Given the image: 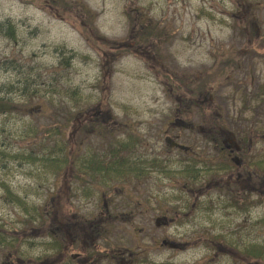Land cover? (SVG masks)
<instances>
[{
    "label": "rangeland",
    "instance_id": "obj_1",
    "mask_svg": "<svg viewBox=\"0 0 264 264\" xmlns=\"http://www.w3.org/2000/svg\"><path fill=\"white\" fill-rule=\"evenodd\" d=\"M0 24V264H264V182H235L264 172V0H0Z\"/></svg>",
    "mask_w": 264,
    "mask_h": 264
},
{
    "label": "flooded vegetation",
    "instance_id": "obj_2",
    "mask_svg": "<svg viewBox=\"0 0 264 264\" xmlns=\"http://www.w3.org/2000/svg\"><path fill=\"white\" fill-rule=\"evenodd\" d=\"M174 73L176 74L175 71H174ZM171 76L173 78L174 77V74H172ZM174 87L175 86H173L171 88V93H173L175 91V88ZM201 91H202V88H200V90L198 91L199 97H201V95H202V92ZM191 102L192 101H190V103ZM195 102L196 103H202V98L199 99V100H196ZM180 104H181V101H180ZM185 107L186 106L182 107L180 110H177V112L175 113V115L173 117V120L172 121L169 120V123L171 125H174V128H187V129H192L193 130V128H194L193 122L191 121L190 115L188 114V111H186V108ZM168 130H171V128H168ZM199 132H200L201 137H202V127L201 126L199 127ZM221 134H223V133L221 132L220 135ZM171 137H173V136H171ZM175 137H177V136H175ZM233 140H234V138L231 139L230 137L223 139L224 143H226L227 145H231V146H232V143H233L232 141ZM126 151L127 150H125V153H126ZM215 151L216 152H223L224 150H215ZM228 151L229 152L226 155L229 158H231V160L235 159L237 161V165L238 164L241 165L242 164V158L239 157V156H237V155H235L233 152L235 151V152H237V153L240 154L241 151H243V150H228ZM185 152H189V151H185ZM184 159H198L200 161V165H201L200 168H202V150L201 151H198L197 154H187V156ZM235 182L244 184L247 187L248 191H251V193H256V194L261 195L259 193V191L261 190V184H259V183H262V182L261 181L256 182L255 179H254L253 173H251V175H250L248 173V171H246L245 173L244 172H239L236 175ZM199 189H202V188H199Z\"/></svg>",
    "mask_w": 264,
    "mask_h": 264
},
{
    "label": "trees",
    "instance_id": "obj_3",
    "mask_svg": "<svg viewBox=\"0 0 264 264\" xmlns=\"http://www.w3.org/2000/svg\"><path fill=\"white\" fill-rule=\"evenodd\" d=\"M6 25H7V27H8L7 34H8L10 37H14V36H15V30H14L15 26H14V24H13L11 21H7V22H6ZM2 26H3V24H0V30H1ZM151 31H152V30H151ZM57 70L59 71L58 68H57ZM38 75H39V74H38ZM23 89H24V92H30L31 94L36 93L34 89H30V88H28V87H24ZM17 201H20V200L18 199ZM254 250H256V249H255L254 247H252V246L250 247V249H248V251H254Z\"/></svg>",
    "mask_w": 264,
    "mask_h": 264
},
{
    "label": "water",
    "instance_id": "obj_4",
    "mask_svg": "<svg viewBox=\"0 0 264 264\" xmlns=\"http://www.w3.org/2000/svg\"><path fill=\"white\" fill-rule=\"evenodd\" d=\"M12 106L8 103H0V111L11 110Z\"/></svg>",
    "mask_w": 264,
    "mask_h": 264
}]
</instances>
